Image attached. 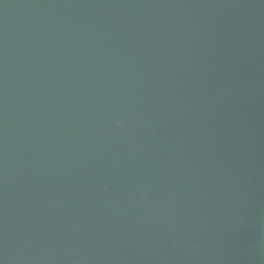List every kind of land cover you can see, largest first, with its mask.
Wrapping results in <instances>:
<instances>
[{"label":"water","instance_id":"1","mask_svg":"<svg viewBox=\"0 0 264 264\" xmlns=\"http://www.w3.org/2000/svg\"><path fill=\"white\" fill-rule=\"evenodd\" d=\"M264 0H0V264H264Z\"/></svg>","mask_w":264,"mask_h":264},{"label":"rangeland","instance_id":"2","mask_svg":"<svg viewBox=\"0 0 264 264\" xmlns=\"http://www.w3.org/2000/svg\"><path fill=\"white\" fill-rule=\"evenodd\" d=\"M262 250H263V253H264V243H263V246H262Z\"/></svg>","mask_w":264,"mask_h":264}]
</instances>
